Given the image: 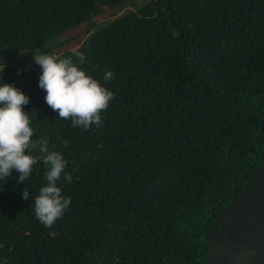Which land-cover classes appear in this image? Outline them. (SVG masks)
<instances>
[{
	"label": "trees",
	"instance_id": "1",
	"mask_svg": "<svg viewBox=\"0 0 264 264\" xmlns=\"http://www.w3.org/2000/svg\"><path fill=\"white\" fill-rule=\"evenodd\" d=\"M145 1L0 0V84L29 97L33 141L54 144L72 175L51 227L34 214L42 161L25 182L0 180V264H205L216 218L260 161L264 0ZM73 49L114 93L88 130L46 103L33 60Z\"/></svg>",
	"mask_w": 264,
	"mask_h": 264
},
{
	"label": "clouds",
	"instance_id": "2",
	"mask_svg": "<svg viewBox=\"0 0 264 264\" xmlns=\"http://www.w3.org/2000/svg\"><path fill=\"white\" fill-rule=\"evenodd\" d=\"M33 60L40 66L39 86L46 92V103L58 117L71 119L72 127L88 130L92 125L102 124V111L106 110L114 93L99 80L86 73L82 67L86 57L73 49L72 56L61 58L45 51L34 52ZM5 64L0 67L3 73ZM115 74L108 70L103 80H114ZM29 103V97L14 83L0 84V180L12 177L13 170L19 173L18 183L25 182L34 166L42 161L46 168L44 179L47 181L34 199V214L45 227H51L62 218L69 209L71 198L63 194L57 186L62 175L67 182L72 181L70 172H66L67 160L53 144L49 146L47 138L39 143L33 141L34 129L30 127L29 112L22 106ZM65 147L66 139L59 141ZM38 149L40 155H34ZM29 190L25 186L22 198L27 200Z\"/></svg>",
	"mask_w": 264,
	"mask_h": 264
},
{
	"label": "water",
	"instance_id": "3",
	"mask_svg": "<svg viewBox=\"0 0 264 264\" xmlns=\"http://www.w3.org/2000/svg\"><path fill=\"white\" fill-rule=\"evenodd\" d=\"M205 264H264V135L259 164L215 220Z\"/></svg>",
	"mask_w": 264,
	"mask_h": 264
},
{
	"label": "rangeland",
	"instance_id": "4",
	"mask_svg": "<svg viewBox=\"0 0 264 264\" xmlns=\"http://www.w3.org/2000/svg\"><path fill=\"white\" fill-rule=\"evenodd\" d=\"M134 1H136V0H134ZM143 1H145V0H137V2L140 3V4H141ZM145 2H146V1H145ZM126 8H133V5L128 3V4L125 5L124 7H122V8H120V9L116 10L115 15L118 14L119 12L125 10ZM113 10H115V9H108V10L105 11V13H102V15H101V14H100V15H97V16L95 17L96 20H105V19L112 18L114 14H110V13L113 12ZM84 25H85V24H81V25L77 26V28H76L75 30H73L74 32H76V33L79 35V37H81V39L84 38V37L90 32V31H88V32H87V31H83ZM80 34H81V35H80ZM30 55H31V53H29L28 55L26 54V55H24V56H28V57H29ZM13 57H16V54L13 53L12 58H13Z\"/></svg>",
	"mask_w": 264,
	"mask_h": 264
}]
</instances>
